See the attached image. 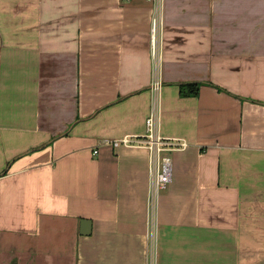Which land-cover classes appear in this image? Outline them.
<instances>
[{
  "label": "crops",
  "instance_id": "obj_1",
  "mask_svg": "<svg viewBox=\"0 0 264 264\" xmlns=\"http://www.w3.org/2000/svg\"><path fill=\"white\" fill-rule=\"evenodd\" d=\"M0 264H264V0H0Z\"/></svg>",
  "mask_w": 264,
  "mask_h": 264
},
{
  "label": "built area",
  "instance_id": "obj_2",
  "mask_svg": "<svg viewBox=\"0 0 264 264\" xmlns=\"http://www.w3.org/2000/svg\"><path fill=\"white\" fill-rule=\"evenodd\" d=\"M160 2V0H157ZM162 27V17L160 13L153 18L151 36L153 53L158 52V36ZM158 89V83L155 84ZM101 145H110L115 148L121 146H138L145 147L149 152V214L152 227H155V218L158 208L159 197L173 179V158L172 154L177 151L185 150L188 142L184 138L164 137L158 132V115L156 111H152L146 119V133L140 137H132L129 135L121 138L106 139ZM94 150V154L99 152V148Z\"/></svg>",
  "mask_w": 264,
  "mask_h": 264
},
{
  "label": "trees",
  "instance_id": "obj_3",
  "mask_svg": "<svg viewBox=\"0 0 264 264\" xmlns=\"http://www.w3.org/2000/svg\"><path fill=\"white\" fill-rule=\"evenodd\" d=\"M201 84V82L181 83L180 93L182 96H197L199 94Z\"/></svg>",
  "mask_w": 264,
  "mask_h": 264
},
{
  "label": "water",
  "instance_id": "obj_4",
  "mask_svg": "<svg viewBox=\"0 0 264 264\" xmlns=\"http://www.w3.org/2000/svg\"><path fill=\"white\" fill-rule=\"evenodd\" d=\"M81 225H82V234H89L90 233V220L83 219Z\"/></svg>",
  "mask_w": 264,
  "mask_h": 264
}]
</instances>
